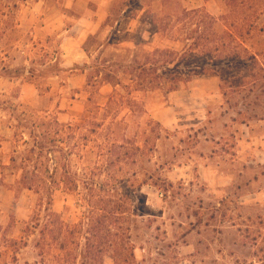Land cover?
Returning <instances> with one entry per match:
<instances>
[{
    "label": "rangeland",
    "instance_id": "374dc122",
    "mask_svg": "<svg viewBox=\"0 0 264 264\" xmlns=\"http://www.w3.org/2000/svg\"><path fill=\"white\" fill-rule=\"evenodd\" d=\"M4 2L10 8L0 7V264L40 260L35 242L47 200L15 180L32 171L21 161L36 158L29 150L42 142L41 124L56 118L65 135L69 127L88 137L69 162L78 176L75 195L61 184L52 196L50 208L65 223L85 222L84 174L99 146H110L121 162L106 177L121 182L136 264H264V80L251 94L204 75L168 94L130 95L106 81L109 70L121 77L123 65L155 48L179 47L154 33L163 28L160 20L184 8L219 17L223 0ZM99 7L107 17L76 44L77 19H92ZM246 44L264 64V34ZM23 119L39 125L37 139ZM55 167L59 177L64 167ZM104 264L113 259L105 256Z\"/></svg>",
    "mask_w": 264,
    "mask_h": 264
},
{
    "label": "trees",
    "instance_id": "16d2710c",
    "mask_svg": "<svg viewBox=\"0 0 264 264\" xmlns=\"http://www.w3.org/2000/svg\"><path fill=\"white\" fill-rule=\"evenodd\" d=\"M4 1L0 0V7L9 9ZM223 3L226 11L219 17L204 8H184L178 16L160 20L158 24L163 28L154 33L162 32L179 47L155 48L145 53L141 61L123 65L125 70L121 77L115 74L116 70H109L107 83L114 91L120 87L127 95L156 91L168 94L179 90L195 76L214 75L225 86L230 81V84L238 83L236 91L253 93L255 85L264 80V64L246 42L264 34V0H223ZM230 84L225 88L233 90ZM23 121L29 123L31 136L37 139L39 136L34 133L39 125L34 120ZM45 125L40 135L42 142H36L29 150L36 158L30 156L21 161L23 170L32 168V171H25L15 180L16 185L47 200L45 219L38 224L35 248L40 260L35 264H104L105 256L111 257L114 264H136L130 229L124 226L127 220L124 198L118 196L121 182L106 177L111 166L121 159L112 158L110 146H99L95 166L83 178L85 194L80 200L86 210L85 222L67 224L51 210L52 196L61 184L65 192L75 195L78 176L69 170V162L74 148L86 146L88 137L75 134L69 127L66 128L69 134L65 135V127L57 118L41 127ZM57 164L64 167L59 177L55 174ZM101 176L105 179L100 180ZM36 221L39 223L38 218Z\"/></svg>",
    "mask_w": 264,
    "mask_h": 264
},
{
    "label": "crops",
    "instance_id": "0c3cea01",
    "mask_svg": "<svg viewBox=\"0 0 264 264\" xmlns=\"http://www.w3.org/2000/svg\"><path fill=\"white\" fill-rule=\"evenodd\" d=\"M107 17V11L103 7H99L94 14V17L91 18H85V17H79L77 19V24L73 27V29L76 31V34H73L74 36L71 37V39L77 44L78 42H81L84 40L87 36L96 33V31L99 29L101 23L105 20ZM71 31L70 29H65V32ZM63 31L60 35L62 36ZM68 36L66 35L63 38V41L68 40ZM61 46V45H60Z\"/></svg>",
    "mask_w": 264,
    "mask_h": 264
}]
</instances>
